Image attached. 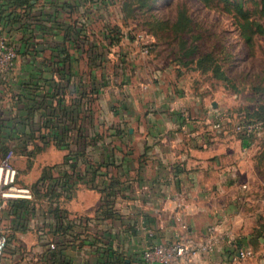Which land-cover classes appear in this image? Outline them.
Wrapping results in <instances>:
<instances>
[{
  "label": "crops",
  "instance_id": "obj_1",
  "mask_svg": "<svg viewBox=\"0 0 264 264\" xmlns=\"http://www.w3.org/2000/svg\"><path fill=\"white\" fill-rule=\"evenodd\" d=\"M115 4L110 10L99 4L98 12L89 0H39L23 18L0 20L18 53L16 79L0 89V139L14 152L17 179L34 183L45 167L55 165L54 176L59 169L69 176L64 184H51L57 199L38 201L33 213L11 220L13 227L45 233L54 248L48 251L39 239L33 249L41 259L53 252L50 264H100L109 248L127 264H139L136 257L150 242L181 233L176 221L181 216L199 239L209 235L210 226L216 228L218 243L197 256L196 264H264V202L262 187L252 181L256 155L250 142L229 135L199 142V134L211 130L207 96L185 88L170 92L166 72L154 70L136 41L123 39L126 28L119 26L123 35L110 45L109 11L114 8L121 17ZM84 13L91 25L87 37L78 35ZM114 45L119 58L112 79L108 54ZM141 58L151 74L136 68ZM183 111L198 114L185 120ZM33 142L41 149L31 157ZM51 149L58 151L56 158L43 159ZM79 149L78 166H67L69 150ZM112 182L106 200L112 199L114 213L102 218ZM96 232L106 235L107 248ZM240 249L250 255L240 258Z\"/></svg>",
  "mask_w": 264,
  "mask_h": 264
},
{
  "label": "rangeland",
  "instance_id": "obj_2",
  "mask_svg": "<svg viewBox=\"0 0 264 264\" xmlns=\"http://www.w3.org/2000/svg\"><path fill=\"white\" fill-rule=\"evenodd\" d=\"M111 10L107 22L126 28L124 40L135 41L141 34L154 40L149 64L154 70L166 72L164 86L170 92L185 88L196 97L207 96V128L210 126L212 131L196 135L201 137L200 143H208L215 135L241 139L234 129L239 120L257 119L263 123L262 129L246 140L256 155L252 181L262 187L264 202V0H155L128 20L115 16L114 8ZM92 24L93 28L97 26V22ZM118 48L111 46L108 54L112 79ZM142 60L135 64L145 75L148 71ZM220 74L228 80L219 78ZM218 115L224 117L221 131L211 127ZM57 152L45 150L43 159H54ZM0 224L10 235L1 264H35L37 252H30L34 242L38 246L35 229L20 233L3 215Z\"/></svg>",
  "mask_w": 264,
  "mask_h": 264
},
{
  "label": "built area",
  "instance_id": "obj_3",
  "mask_svg": "<svg viewBox=\"0 0 264 264\" xmlns=\"http://www.w3.org/2000/svg\"><path fill=\"white\" fill-rule=\"evenodd\" d=\"M136 44L139 47V53L143 56H148L154 46V40L149 39L145 34L139 35L135 38ZM17 49L15 45L2 33L0 30V89L3 86H9L15 79L16 73V61H17ZM189 113L187 111L182 112V116L185 120L189 119ZM224 117L219 116L212 123L211 127L214 130L220 131L223 129ZM263 123L261 121L253 122H240L235 125V131L249 137L255 132L262 129ZM11 150L0 162V221L3 217L9 221L15 219L11 218L8 214V203L11 200H33L34 194L32 188L28 185L19 183L17 177V169L11 164L13 159ZM78 160L72 155L66 160L67 166L75 164L77 167ZM177 224L180 228L179 233L175 239L171 241H159L150 242L139 254L137 255V261L139 264H153L155 262L159 264H196L195 259L197 256L210 252L214 246L218 243V236L216 234V228L210 226L208 228V236L203 239L197 238L193 235L189 226L183 217L176 218ZM92 223L97 224V219H92ZM142 226L145 228L144 220L141 221ZM97 233V232H96ZM46 234L41 232L38 234V239L45 240ZM97 241L103 244L105 247L106 235L102 233L96 234ZM47 243V249H53L54 245L50 242ZM9 245V235L4 231V228L0 224V264L2 263L4 253ZM50 247V248H49ZM107 248V247H106ZM31 254L37 252V256H41L39 250H30ZM250 255V251L247 249H240L237 252V256L240 258H247ZM45 259L48 256H44ZM101 258L104 256H100ZM106 258V257H105ZM28 264V263H26Z\"/></svg>",
  "mask_w": 264,
  "mask_h": 264
},
{
  "label": "trees",
  "instance_id": "obj_4",
  "mask_svg": "<svg viewBox=\"0 0 264 264\" xmlns=\"http://www.w3.org/2000/svg\"><path fill=\"white\" fill-rule=\"evenodd\" d=\"M86 1V0H85ZM91 3V8H94L99 12L98 5L101 4L102 8L104 10H110V6L117 3L120 7L121 10V18H124L128 20L129 18H132L131 14H135L138 9H143L144 7H148L153 3L155 0H89ZM204 2H207L208 0H202ZM39 0H0V20H19V18H23L25 16L26 10H29L31 7H33L35 4H37ZM99 3V4H98ZM96 6H93V5ZM96 7V8H95ZM77 8V6H76ZM86 13L81 15V20L79 21L82 23L83 26V32L78 33V35H82L83 37H87V31H88V24H89V16L88 14L85 15ZM99 15V14H98ZM77 21V20H76ZM89 21V22H88ZM88 26V27H86ZM106 28V35L108 40L110 41V45L117 44L123 33L120 31V27L117 24L111 25L110 23H106L105 25ZM76 29V26L75 28ZM92 29V28H91ZM155 46V44H154ZM154 49V48H153ZM153 49L151 53L153 52ZM150 53V54H151ZM208 57V56H207ZM209 58V57H208ZM219 78L223 79L224 81L228 80V77L225 74H220L218 76ZM178 84V83H177ZM177 86V85H176ZM189 119H192L191 114L189 113ZM253 121H260L257 119H248V120H239L236 124L240 122H253ZM235 124V125H236ZM2 126V119L0 118V129ZM67 126L63 125L62 127V135H66ZM224 129V128H223ZM222 129V130H223ZM37 130H31V133L34 134ZM221 131V130H220ZM119 132V131H118ZM116 131V133H118ZM239 133V132H238ZM252 136V135H251ZM249 136V137H251ZM241 139H247L249 137L244 136L243 134L240 133ZM33 145V148L31 149V157H34V155L41 149V147L36 144V143H31ZM10 146L8 143L2 141L0 139V154H1V160L5 158V156L9 153L10 151ZM83 150H69V154L66 156L72 155L74 158L80 157V155H83ZM60 166V165H59ZM56 168L57 166H50V167H45L42 170V173L40 177L30 186L32 188L33 194H34V199L33 200H11L8 203V214L12 216L13 219L17 220L21 215H28L29 213H33V211L36 208V203L42 199L49 200L50 202L54 199L58 198V194L55 192L53 188H51V184L57 183V182H62L63 184L66 182L64 179L68 178V171L65 169H59L58 173L59 175L54 176L56 173ZM60 180V181H59ZM44 183H48L47 187L39 189L38 186ZM115 182H112L110 184V188L106 190V195L105 199L103 201V204L101 205L100 208V216L102 215L106 217H110L114 212L111 211L110 205H112L113 201L112 199L106 200V198L111 197V189H113ZM54 212H57V209L55 208ZM103 218V217H102ZM13 232V230H12ZM10 236V235H9ZM10 241V240H9ZM52 249H49L51 251ZM51 253V252H50ZM52 256V258H51ZM54 253L52 252L49 254V257L47 259L42 258L41 256H38L35 264H50L49 259H54ZM99 263L100 264H127L124 258L116 253V251L112 249H108V253L106 258L100 257L99 258Z\"/></svg>",
  "mask_w": 264,
  "mask_h": 264
},
{
  "label": "water",
  "instance_id": "obj_5",
  "mask_svg": "<svg viewBox=\"0 0 264 264\" xmlns=\"http://www.w3.org/2000/svg\"><path fill=\"white\" fill-rule=\"evenodd\" d=\"M153 264H159V263L155 262V263H153Z\"/></svg>",
  "mask_w": 264,
  "mask_h": 264
}]
</instances>
